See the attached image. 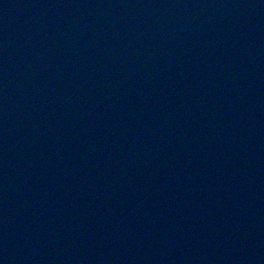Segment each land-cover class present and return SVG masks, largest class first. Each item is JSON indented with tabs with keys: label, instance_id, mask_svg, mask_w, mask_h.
I'll return each mask as SVG.
<instances>
[{
	"label": "water",
	"instance_id": "water-1",
	"mask_svg": "<svg viewBox=\"0 0 264 264\" xmlns=\"http://www.w3.org/2000/svg\"><path fill=\"white\" fill-rule=\"evenodd\" d=\"M0 264H264V0H0Z\"/></svg>",
	"mask_w": 264,
	"mask_h": 264
}]
</instances>
